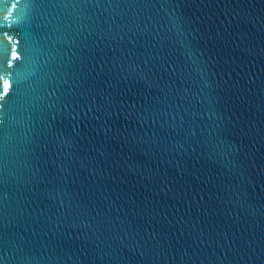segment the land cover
<instances>
[{"label": "water", "instance_id": "water-1", "mask_svg": "<svg viewBox=\"0 0 264 264\" xmlns=\"http://www.w3.org/2000/svg\"><path fill=\"white\" fill-rule=\"evenodd\" d=\"M0 264H264V0H0Z\"/></svg>", "mask_w": 264, "mask_h": 264}]
</instances>
